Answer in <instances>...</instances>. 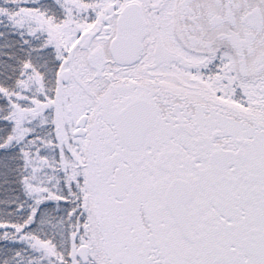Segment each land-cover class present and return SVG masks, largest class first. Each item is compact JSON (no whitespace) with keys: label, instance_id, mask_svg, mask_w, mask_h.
<instances>
[{"label":"snow or ice","instance_id":"snow-or-ice-1","mask_svg":"<svg viewBox=\"0 0 264 264\" xmlns=\"http://www.w3.org/2000/svg\"><path fill=\"white\" fill-rule=\"evenodd\" d=\"M0 264H264V0H0Z\"/></svg>","mask_w":264,"mask_h":264}]
</instances>
